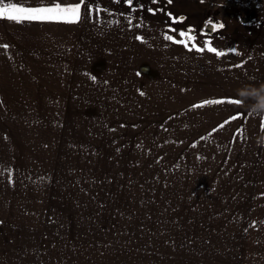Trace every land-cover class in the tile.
<instances>
[{"label":"rangeland","instance_id":"1","mask_svg":"<svg viewBox=\"0 0 264 264\" xmlns=\"http://www.w3.org/2000/svg\"><path fill=\"white\" fill-rule=\"evenodd\" d=\"M0 3V264H264V0Z\"/></svg>","mask_w":264,"mask_h":264},{"label":"snow or ice","instance_id":"2","mask_svg":"<svg viewBox=\"0 0 264 264\" xmlns=\"http://www.w3.org/2000/svg\"><path fill=\"white\" fill-rule=\"evenodd\" d=\"M129 4L132 3V0H127ZM170 2V0H169ZM151 11V9H149ZM7 18L9 21L22 22V21H47V20H57L65 19L66 22H76L80 18V5L70 7H61L59 4H55L51 7H23L15 3H0V18ZM71 17V20L66 18ZM211 24V22H209ZM223 27V25H220ZM215 30V25H212L208 28L209 32ZM186 33L184 31L179 32L180 37H185ZM139 38V37H137ZM166 40H173L172 36H165ZM188 39H194L193 36H189ZM184 43V40L179 41ZM195 47V45H193ZM203 48L198 49V51H203ZM208 52L216 53L218 56H223L225 53L217 52L216 48L208 46ZM239 66V65H237ZM143 95V93H141ZM236 101V100H235ZM205 104H219L222 103V100H207Z\"/></svg>","mask_w":264,"mask_h":264},{"label":"clouds","instance_id":"3","mask_svg":"<svg viewBox=\"0 0 264 264\" xmlns=\"http://www.w3.org/2000/svg\"><path fill=\"white\" fill-rule=\"evenodd\" d=\"M238 95L241 97H252L257 100V103L253 105L249 111H252L256 117L264 116V83H261L260 87L251 86L246 89L238 90ZM256 143L264 147V135L257 137Z\"/></svg>","mask_w":264,"mask_h":264},{"label":"crops","instance_id":"4","mask_svg":"<svg viewBox=\"0 0 264 264\" xmlns=\"http://www.w3.org/2000/svg\"><path fill=\"white\" fill-rule=\"evenodd\" d=\"M260 17L264 18V15H262ZM116 29H119V27H117ZM116 29H113V31H117Z\"/></svg>","mask_w":264,"mask_h":264}]
</instances>
